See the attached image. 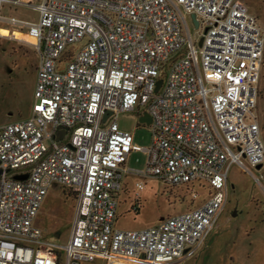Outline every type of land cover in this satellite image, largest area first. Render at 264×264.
I'll use <instances>...</instances> for the list:
<instances>
[{"label": "built area", "instance_id": "obj_1", "mask_svg": "<svg viewBox=\"0 0 264 264\" xmlns=\"http://www.w3.org/2000/svg\"><path fill=\"white\" fill-rule=\"evenodd\" d=\"M16 6L34 18L9 13ZM0 26L8 30L0 36L36 53L27 116L0 123V264H171L191 255L224 208L228 167L252 173L264 159L256 15L241 0H0ZM135 105L150 116L134 124L148 126L146 147L116 122ZM131 150L145 152L144 169L126 165ZM128 172L202 199L154 224L117 228ZM143 183H134L133 208ZM51 184L74 192L63 243L36 223Z\"/></svg>", "mask_w": 264, "mask_h": 264}, {"label": "rangeland", "instance_id": "obj_2", "mask_svg": "<svg viewBox=\"0 0 264 264\" xmlns=\"http://www.w3.org/2000/svg\"><path fill=\"white\" fill-rule=\"evenodd\" d=\"M254 13L264 32V0H241ZM9 13L24 18H34L30 6H16ZM187 25L191 37L196 36L190 19ZM7 32L3 33L6 34ZM16 36H23L14 32ZM25 36V35H24ZM36 53L26 40L0 36V123L27 116L35 80ZM136 108L117 115L119 128L133 133V141L142 147L150 142V130L145 123L134 124L138 117ZM257 117L264 144V53L257 98ZM146 154L131 150L126 165L144 169ZM142 180L136 208L134 183ZM227 198L223 210L212 230L195 251L171 264H264V159L252 173L231 164L227 170ZM193 188L198 189L194 184ZM191 187L164 186L155 176L142 177L132 172L122 177V188L116 193V210L113 225L117 228H141L157 222L171 213L195 205L202 198L190 199ZM74 204V192L51 184L40 204L36 223L43 233H56L55 240L63 243L68 234ZM232 212H234L232 214ZM82 264H102L93 258Z\"/></svg>", "mask_w": 264, "mask_h": 264}, {"label": "water", "instance_id": "obj_3", "mask_svg": "<svg viewBox=\"0 0 264 264\" xmlns=\"http://www.w3.org/2000/svg\"><path fill=\"white\" fill-rule=\"evenodd\" d=\"M190 17H191V19H192V21H193V24L196 25V24H197V20H196L194 14L191 13V14H190ZM198 42L200 43V40H199ZM159 83H160V79H157V80H156V86H155V88L159 85ZM106 114H107V112H106L105 114H103L102 119L106 116ZM137 119H138V121H140V122L148 123V122L150 121V116H149V114H148L146 111H144V112H142L141 114L138 115ZM60 133H61V132H56V133H55V136L57 137ZM259 166H260V164H256V168H258ZM12 176H13L14 178H17V179H23V178L26 177V173H15V174H13ZM233 213H234V212H232V214H233ZM160 218H161V217H160Z\"/></svg>", "mask_w": 264, "mask_h": 264}, {"label": "bare ground", "instance_id": "obj_4", "mask_svg": "<svg viewBox=\"0 0 264 264\" xmlns=\"http://www.w3.org/2000/svg\"><path fill=\"white\" fill-rule=\"evenodd\" d=\"M5 32H8L7 28H5L4 26H0V34L2 35Z\"/></svg>", "mask_w": 264, "mask_h": 264}, {"label": "crops", "instance_id": "obj_5", "mask_svg": "<svg viewBox=\"0 0 264 264\" xmlns=\"http://www.w3.org/2000/svg\"><path fill=\"white\" fill-rule=\"evenodd\" d=\"M54 235L57 236L56 233H54ZM67 235H68V234H67Z\"/></svg>", "mask_w": 264, "mask_h": 264}]
</instances>
